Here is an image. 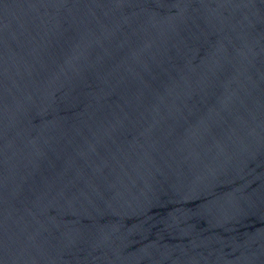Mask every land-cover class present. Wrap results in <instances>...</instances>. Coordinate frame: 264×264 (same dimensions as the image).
<instances>
[{"label":"water","instance_id":"water-1","mask_svg":"<svg viewBox=\"0 0 264 264\" xmlns=\"http://www.w3.org/2000/svg\"><path fill=\"white\" fill-rule=\"evenodd\" d=\"M0 264H264V0H0Z\"/></svg>","mask_w":264,"mask_h":264}]
</instances>
